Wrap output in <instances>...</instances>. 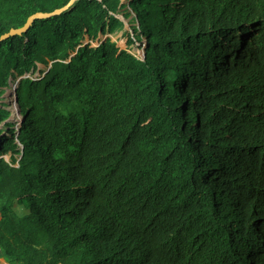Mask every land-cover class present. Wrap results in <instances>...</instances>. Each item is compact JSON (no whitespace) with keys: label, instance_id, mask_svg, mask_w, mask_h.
I'll use <instances>...</instances> for the list:
<instances>
[{"label":"trees","instance_id":"trees-1","mask_svg":"<svg viewBox=\"0 0 264 264\" xmlns=\"http://www.w3.org/2000/svg\"><path fill=\"white\" fill-rule=\"evenodd\" d=\"M71 1L0 0V39ZM129 9L144 59L123 0L1 44L0 264H264V0Z\"/></svg>","mask_w":264,"mask_h":264},{"label":"rangeland","instance_id":"rangeland-1","mask_svg":"<svg viewBox=\"0 0 264 264\" xmlns=\"http://www.w3.org/2000/svg\"><path fill=\"white\" fill-rule=\"evenodd\" d=\"M131 2H132V0H123V3H125L127 5L126 11L132 15L131 18L129 20H127L124 18L125 16L123 14L118 15L116 17V19H118L121 22L122 26H118V28L117 29L115 28L114 31H110V33L105 35V37L111 38L114 42L117 43L119 48L129 51L130 53L137 55V57H141L140 53H143V51H144L143 47H144L145 42H146L145 39L142 40V43L136 42L134 45H128L127 44V37L128 36L132 37L134 35V33H135L134 28H135V26H137L136 15L134 14V12L131 9H129V4ZM94 45H97V41L93 43V46ZM41 69H44V67L41 66ZM35 77L36 78L38 77V73L36 74ZM13 85H14L13 83H11L10 86L8 85L7 88H5L4 94L2 96H0V106L2 105V103L9 105V103H7L6 95L8 93V89H10ZM8 110H9V108H8ZM17 114H18V116L20 115V117H21V114H19L18 112H17ZM18 118L16 117V115H13L11 112L10 122H13L14 124L16 122H19V121L21 122V119L19 121H17ZM14 127H16V126H14ZM9 129L10 128L5 124H2V126H0V130L8 131ZM4 134L6 135V132ZM6 159L10 160V155H8ZM2 263L7 264V263H4L3 259H2Z\"/></svg>","mask_w":264,"mask_h":264},{"label":"water","instance_id":"water-1","mask_svg":"<svg viewBox=\"0 0 264 264\" xmlns=\"http://www.w3.org/2000/svg\"><path fill=\"white\" fill-rule=\"evenodd\" d=\"M78 0H72L70 2V4L68 6H66L65 8H62V9H59V10H56L53 14H44V13H37L36 15H34L30 20L29 22L27 23V25L22 28V29H19V30H13L10 32V34L8 35H5L3 36L1 39H0V46L2 43L6 42L7 40H9L11 37H15L17 35H21L22 33L26 32L31 24L35 21H40V20H44L46 18H49V17H52V16H55V15H60L62 14L64 11L70 9L72 7V5ZM15 105L17 106V94L15 95ZM19 110V109H18ZM19 113V111H18Z\"/></svg>","mask_w":264,"mask_h":264},{"label":"clouds","instance_id":"clouds-1","mask_svg":"<svg viewBox=\"0 0 264 264\" xmlns=\"http://www.w3.org/2000/svg\"><path fill=\"white\" fill-rule=\"evenodd\" d=\"M144 57H145V49H144ZM144 59V58H143ZM16 88V87H15ZM17 89V88H16ZM17 94V91L14 93V96ZM20 114V113H19ZM22 118V116H21Z\"/></svg>","mask_w":264,"mask_h":264},{"label":"built area","instance_id":"built-area-1","mask_svg":"<svg viewBox=\"0 0 264 264\" xmlns=\"http://www.w3.org/2000/svg\"><path fill=\"white\" fill-rule=\"evenodd\" d=\"M141 57L140 58H144V51L143 53H140Z\"/></svg>","mask_w":264,"mask_h":264}]
</instances>
